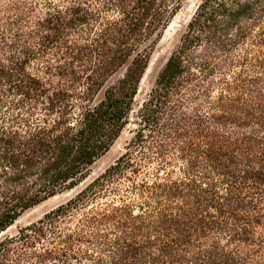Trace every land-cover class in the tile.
Segmentation results:
<instances>
[{
  "label": "trees",
  "instance_id": "obj_1",
  "mask_svg": "<svg viewBox=\"0 0 264 264\" xmlns=\"http://www.w3.org/2000/svg\"><path fill=\"white\" fill-rule=\"evenodd\" d=\"M179 1L0 0V235L119 136ZM135 125L0 264H264V0H200Z\"/></svg>",
  "mask_w": 264,
  "mask_h": 264
},
{
  "label": "rangeland",
  "instance_id": "obj_2",
  "mask_svg": "<svg viewBox=\"0 0 264 264\" xmlns=\"http://www.w3.org/2000/svg\"><path fill=\"white\" fill-rule=\"evenodd\" d=\"M199 2L200 0L179 1L178 9L154 44L147 66L139 82L138 91L134 99L133 109L129 114V121L127 125L122 129L119 136L114 140L109 149L89 167L88 176L85 178V180H83L76 187L65 190L62 193L41 201L25 210L15 221V223L10 226L7 231L2 233L0 237L3 234L16 232L18 226L27 225L39 219L51 208L55 207L59 203L65 202L78 190L84 187L92 178L102 173L106 167L112 164L115 159L122 152H124L126 146L130 143L134 135L133 130L136 126V110L140 103L148 96V93L154 85L155 78L167 57L180 43L181 36L186 29L187 23L189 22ZM125 69L126 65L114 73L109 79L108 83L115 82L123 74ZM101 94L102 93H100V95Z\"/></svg>",
  "mask_w": 264,
  "mask_h": 264
}]
</instances>
